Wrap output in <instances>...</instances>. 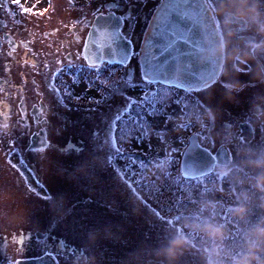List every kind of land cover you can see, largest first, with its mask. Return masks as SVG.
<instances>
[{
  "label": "flooded vegetation",
  "instance_id": "obj_1",
  "mask_svg": "<svg viewBox=\"0 0 264 264\" xmlns=\"http://www.w3.org/2000/svg\"><path fill=\"white\" fill-rule=\"evenodd\" d=\"M160 1L141 13L142 9L121 12L116 3L107 8L101 0H22L23 5L0 0L4 5L0 8V194L3 198L10 190L52 202L45 207L48 219L15 217L12 224L5 223L2 204L0 264L43 255L53 264H115L118 256L113 252L105 259L102 253L93 255L89 243L58 239L62 224L58 218L68 215L73 198L80 203L75 212L86 210L87 219L91 214L87 210L101 206L102 195L115 199L103 191L104 167L122 190L125 184L134 186L136 161L150 168L170 165L181 176V157L190 136L208 151L212 169L187 180L200 183L205 178L214 191L227 183L234 201L242 190L252 191L248 170L238 172L244 181L238 183L237 178L223 179L219 169L240 165L245 146L264 147V124L256 123L251 113L254 96L264 95V85L253 82V66L240 65L239 79L252 86L227 99L222 61L210 81L190 90L149 79L150 23ZM34 4L36 11H48L25 15L24 6ZM217 7L207 4L211 35L219 43L224 32ZM108 12L126 15L120 33L128 41L129 53L122 63H89L84 55L89 28L98 14ZM206 108L213 110L215 119L205 118L201 127L196 116ZM173 122L180 124L186 137L178 139L174 152L148 157L142 151L147 137L153 133V138L165 139L167 124ZM255 209L261 208L255 204ZM96 220L87 227L92 229Z\"/></svg>",
  "mask_w": 264,
  "mask_h": 264
},
{
  "label": "rangeland",
  "instance_id": "obj_2",
  "mask_svg": "<svg viewBox=\"0 0 264 264\" xmlns=\"http://www.w3.org/2000/svg\"><path fill=\"white\" fill-rule=\"evenodd\" d=\"M101 1H114L116 3L115 8L122 9L121 12L124 10L134 12L135 9H142L141 13H143L152 3L156 4L159 0ZM205 1L208 5L217 7L221 0ZM180 105L181 103H177L176 106ZM177 123L167 124L168 133L165 139L163 136L164 140L159 137L153 138L155 135L151 133L147 137L148 143L144 147L146 149L142 151H145L150 158H157L167 152H174L178 147V139L182 140L187 135ZM160 144L162 145L158 147ZM135 165L134 186H129V184L126 186L125 184L124 190L116 188L110 179L113 177L108 173V168L104 167V178H101L103 191L112 194V197L116 196L115 199L111 201L108 195H102L104 199L101 198L103 201L101 206L93 211L87 210L91 213V220L90 218L87 219L86 210L79 209L78 213L75 212V207L80 203L73 198L68 202L69 207H66L68 215L57 220L62 224L59 225L60 228H58L56 237L70 241H81L84 244L89 243V251L93 255L102 253L105 259L109 253L113 252V255L118 256L115 264H138L137 256L143 249L156 246L170 229L182 228L184 217L196 211L199 201L207 196L220 202L215 216L217 221L226 226L228 238L224 241V246L233 252L241 248L246 225L226 211V207L233 206L237 202V199L234 201L233 191L227 183L221 186L222 190L214 191L208 189L207 184L181 182L180 179L176 178V167L170 168L169 165H160L152 168L147 166L138 168L141 166L138 161ZM91 169L88 172H91ZM117 182H121V180H117ZM8 193L3 195V198L0 194V211L4 203L3 218H5V223H14L10 220L15 217L18 219L27 217L30 219L32 217L35 220L50 217V212H46L45 207L50 206L51 199L26 198L15 195L10 190ZM105 204H108L109 208H105ZM251 207L249 224L257 220L258 213L262 214L261 209L260 212H257L255 204ZM81 211L82 213L79 214ZM55 216L53 215V218ZM95 219H97L96 225L92 229L87 227L88 222ZM30 223L34 222L30 221ZM185 231L187 230L185 229ZM189 237L191 249L181 258L180 264H204L201 253L206 245L205 240L198 233H189ZM63 264L71 263L64 262Z\"/></svg>",
  "mask_w": 264,
  "mask_h": 264
},
{
  "label": "clouds",
  "instance_id": "obj_3",
  "mask_svg": "<svg viewBox=\"0 0 264 264\" xmlns=\"http://www.w3.org/2000/svg\"><path fill=\"white\" fill-rule=\"evenodd\" d=\"M216 14L221 20L224 37L210 49L208 57L223 62L222 75L227 78L223 84L225 96L232 100L252 86L239 79L240 65L253 66V82L264 85V0H221ZM254 100L252 116L256 123L264 124V95L257 94ZM205 118L215 119L211 108L197 114L196 120L201 127ZM240 155V165H223L219 175L225 180L237 178L238 183H243L238 172L248 170L247 183L252 191L242 190L231 207V214L246 225L241 248L233 252L224 246L228 238L226 226L215 216L220 202L205 196L199 201L197 210L184 217L182 228L170 229L156 246L141 251L137 256L138 264H180L181 258L191 249L189 233L200 234L206 242L201 253L204 264H264V216L248 223L253 203L264 209V147L245 146Z\"/></svg>",
  "mask_w": 264,
  "mask_h": 264
},
{
  "label": "water",
  "instance_id": "obj_4",
  "mask_svg": "<svg viewBox=\"0 0 264 264\" xmlns=\"http://www.w3.org/2000/svg\"><path fill=\"white\" fill-rule=\"evenodd\" d=\"M114 4L106 3L110 8ZM126 15L112 12L98 14L91 23L84 46L89 63H122L129 53L128 41L120 33ZM149 79L190 90L210 81L220 60L209 58L208 52L218 44L211 35L210 12L204 0H162L150 23ZM212 160L207 150L198 146L195 137L181 157L183 178L193 179L208 174ZM15 264H53L47 256L21 259Z\"/></svg>",
  "mask_w": 264,
  "mask_h": 264
},
{
  "label": "snow or ice",
  "instance_id": "obj_5",
  "mask_svg": "<svg viewBox=\"0 0 264 264\" xmlns=\"http://www.w3.org/2000/svg\"><path fill=\"white\" fill-rule=\"evenodd\" d=\"M13 2L17 5H23L22 4V0H13ZM38 5H33L32 7H25L24 6V11L23 13L25 15H28L29 13H34L35 15H43L44 13H46L48 11L47 8L43 9V11H36V8H37ZM4 7L3 4H0V8ZM30 9V11H29Z\"/></svg>",
  "mask_w": 264,
  "mask_h": 264
},
{
  "label": "trees",
  "instance_id": "obj_6",
  "mask_svg": "<svg viewBox=\"0 0 264 264\" xmlns=\"http://www.w3.org/2000/svg\"><path fill=\"white\" fill-rule=\"evenodd\" d=\"M170 166V165H169ZM141 167H142V165H141ZM141 167H138V168H141ZM170 168H173V166H170ZM176 178H178V179H180V181L181 182H183V183H189V182H192V183H198V184H200V183H203V184H207V187H209L210 185V183H206L205 181H207V180H205V178L204 179H202L201 180V182L199 183V182H197V180H187V179H183L181 176H180V174H179V172H178V168L176 169ZM208 182H213L212 180H209ZM209 189V188H208ZM227 212H229V213H231V209H227L226 210Z\"/></svg>",
  "mask_w": 264,
  "mask_h": 264
}]
</instances>
